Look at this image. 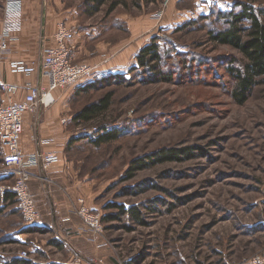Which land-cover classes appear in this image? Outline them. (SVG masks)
Instances as JSON below:
<instances>
[{
	"label": "rangeland",
	"instance_id": "1",
	"mask_svg": "<svg viewBox=\"0 0 264 264\" xmlns=\"http://www.w3.org/2000/svg\"><path fill=\"white\" fill-rule=\"evenodd\" d=\"M41 1L57 3L59 11L69 9L78 27L98 26V35L85 38L88 55L130 63L157 38L165 51L174 53L178 46L202 60L193 59L191 68L184 69L178 57H168L167 66L176 70L173 81H154L141 67L139 73L128 72L95 89H75L68 99L64 111L72 121L66 127L62 165L76 192L47 174L43 183L52 192H66L74 208L84 197L102 216H118L103 220L113 263L245 264L263 251L264 76L252 96L237 103L235 81L226 70L231 57L241 60L242 55L210 41L209 28L226 25L217 19L219 11L239 1L264 8V0H107L94 14L89 0ZM2 5L0 0V15ZM182 24L187 26L177 31ZM108 92L114 95L107 112L89 122L74 119L84 105ZM95 126L100 132L93 138L106 128L118 129L119 135L100 145L75 136ZM170 148L188 150L178 152V158L152 156ZM2 156L0 143V173H7ZM136 158L149 164L132 174L128 168ZM4 182L1 178L0 192ZM113 204L134 207V213L121 214ZM22 222L18 203L0 200V264H11L20 250H27L34 264L60 257L48 247L52 234L25 232Z\"/></svg>",
	"mask_w": 264,
	"mask_h": 264
},
{
	"label": "crops",
	"instance_id": "2",
	"mask_svg": "<svg viewBox=\"0 0 264 264\" xmlns=\"http://www.w3.org/2000/svg\"><path fill=\"white\" fill-rule=\"evenodd\" d=\"M37 12L40 15L39 18L43 16L44 22L39 21L38 16L36 18ZM61 22H65L74 30L72 44L77 50H74L73 60L96 66L98 78L112 73L127 72L131 66L137 63L138 53L135 56V61L130 63L122 61L111 63L101 56L84 53L85 38L98 35V26L90 28L76 26L73 14H69V9L59 11L57 3L44 4L41 0H22L21 29L12 34L10 50L0 60V81L17 83L23 82L24 79L36 81L37 76L35 75L28 78L13 75L9 70L8 61L13 58L33 59L40 56L46 46L55 42L54 34ZM79 87L81 84L73 88L56 90V101L51 106H41L36 112H28L25 115L24 133L21 141L24 151L26 153L56 152L61 157L60 162L54 164L47 172H40L37 168L32 169L36 176L31 179L30 189L43 221L39 227L42 229L41 231L47 230L49 234H52L48 247L57 249L60 256L59 258H46L43 262L38 260L36 264H114L113 260L109 258L111 251L108 249L109 245L105 237L95 234L84 224L74 211L75 208L68 200L66 192L63 190L52 192L50 186L43 183L46 181L44 176L47 174L52 180L55 179L64 184L62 186L73 194L76 192V189L68 184L63 174L67 167L62 165V145L65 142L66 127L72 121V114L66 112L67 115H65L64 109L67 107L68 99ZM23 96L24 92L21 91L18 98L21 99ZM63 118H67L68 121L63 123ZM1 178H5V173H0ZM52 211L54 215L50 214ZM25 226L28 225L25 224ZM38 232L40 231L35 233ZM39 247L42 246L36 244V249ZM76 256L80 258V261L76 260ZM33 262L35 263V261Z\"/></svg>",
	"mask_w": 264,
	"mask_h": 264
},
{
	"label": "built area",
	"instance_id": "3",
	"mask_svg": "<svg viewBox=\"0 0 264 264\" xmlns=\"http://www.w3.org/2000/svg\"><path fill=\"white\" fill-rule=\"evenodd\" d=\"M22 0H3L0 28V60L10 50L12 34L21 29ZM74 30L65 22L58 25L54 34V43L46 46L43 53L33 59H9L10 72L16 76H37L36 81L24 79L23 82L0 81L3 101L0 103V143L3 150V165L7 173L2 191L14 192L18 206L28 226H40L42 217L31 193L30 182L36 176L32 169L47 172L61 157L56 152L26 153L21 141L24 133L25 115L36 112L41 106H51L58 89L84 86L98 78L96 67L87 62L73 60L75 50L72 44ZM24 92L23 98L18 95ZM67 118L62 122L66 123ZM99 127L82 130L75 136H92ZM44 178V177H43ZM75 212L84 224L95 234L104 236L103 216L99 211L89 207L85 198L80 197ZM18 257L29 258L27 250H20ZM80 261L79 258L76 259ZM122 264V263H121ZM245 264H264V250L249 257Z\"/></svg>",
	"mask_w": 264,
	"mask_h": 264
},
{
	"label": "trees",
	"instance_id": "4",
	"mask_svg": "<svg viewBox=\"0 0 264 264\" xmlns=\"http://www.w3.org/2000/svg\"><path fill=\"white\" fill-rule=\"evenodd\" d=\"M107 2V0H89L91 5L90 14L97 13L101 7ZM113 4L111 9H114ZM208 16L202 17L207 19ZM217 19L219 21H225L226 25L222 28H209V39L218 45L229 46L230 48L238 51L242 55V59L238 60L236 56L231 57L227 62V72L234 79V89L232 91V96L235 101L239 104L245 103L253 94L255 87L260 83V79L264 76V8L257 9L254 5L250 3H244L239 1L236 3L235 7L229 11H219L217 13ZM187 24H182L177 27V31L183 30ZM1 28V23H0ZM180 47L175 46L174 53L170 50L165 51L162 44L158 42L157 38L153 39L150 43L145 45L140 52L137 54V63L129 68L127 72L124 73H112L103 78H99L93 82H90L84 86L78 88L80 91H88L95 89L98 84H102L111 79L116 80L119 77H127L128 72H137L139 69L145 68L149 71L147 77L152 78L154 81L164 80L173 81L175 79L174 72H172L175 67L166 64V58L168 57H178L184 65V69L191 68L192 60L196 59L194 56H190L188 51L179 50ZM198 61V59H196ZM202 60H199L200 62ZM237 61H241L238 65ZM167 66V68H165ZM178 68L180 66L177 65ZM176 71V70H173ZM113 92H108L106 95L99 97L86 105H84L78 112L74 114V119L78 121L89 122L99 118L102 114L107 112L111 105L113 99ZM100 128L98 130L99 133ZM119 135L118 129L116 128H106L99 134L97 138L93 136L87 137V139L93 141L96 145H100L104 142L110 141ZM2 149V148H1ZM188 148L182 150L178 149H166L155 152L152 156L156 159H171L178 158V152H186ZM3 151V150H2ZM154 159V158H152ZM157 160V161H158ZM3 161V156H2ZM143 158H136L131 162L128 168V172L134 173L138 169H143L149 162H144ZM5 181L12 180V177L4 178ZM0 200L8 204L18 203L16 195L11 191L0 192ZM110 207H116L119 209L121 214H133L134 207H127L122 204H113ZM118 216L115 214H109L103 220H113ZM103 221V222H104ZM25 232H36L42 229L39 226H25ZM15 239V238H14ZM15 241V240H10ZM11 264H34V262L28 258L14 257Z\"/></svg>",
	"mask_w": 264,
	"mask_h": 264
}]
</instances>
